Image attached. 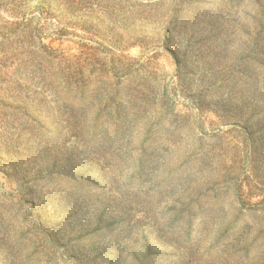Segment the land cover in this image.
Returning a JSON list of instances; mask_svg holds the SVG:
<instances>
[{
    "label": "rangeland",
    "instance_id": "obj_1",
    "mask_svg": "<svg viewBox=\"0 0 264 264\" xmlns=\"http://www.w3.org/2000/svg\"><path fill=\"white\" fill-rule=\"evenodd\" d=\"M47 3L0 0V264H264V0Z\"/></svg>",
    "mask_w": 264,
    "mask_h": 264
},
{
    "label": "trees",
    "instance_id": "obj_2",
    "mask_svg": "<svg viewBox=\"0 0 264 264\" xmlns=\"http://www.w3.org/2000/svg\"><path fill=\"white\" fill-rule=\"evenodd\" d=\"M52 2L57 5L58 10H53L52 5L47 3L39 6V11L37 12L39 20L38 23L33 17L30 19L28 30L29 37L32 40L38 39L40 29L44 28L46 24L55 25V31L59 35L68 33L69 29L77 28V26L81 27V30H84V32L91 34L92 32H96L98 28H100V25L98 24L102 22H110L111 24L117 22V18L119 16L118 13H121L125 18L126 16H129V19L133 20V22L143 20L149 21L146 23H151L150 16H154V7L158 8L157 3L154 5V0H139L138 3L134 2V0H52ZM139 10H141V12ZM81 12H85L86 16H84L82 25H79L76 20L78 18V13ZM42 20H45V23H43ZM112 29L113 28H111L109 31H111ZM147 37V35L141 36L136 32L130 33L125 37L123 46H134L142 42V40ZM99 38L102 37L99 36ZM99 38L98 40H101ZM110 38L106 43L109 44L112 49H115V47H113V45H111L110 43ZM148 38L154 39V36ZM39 41L42 45H44L41 39H39ZM142 43L147 44L148 42ZM48 49L52 50L51 47H48ZM253 188L255 189V191L252 192L250 190V196H252L253 194L264 196V188ZM236 197L237 199H239L240 195ZM241 203H243V201H241ZM250 204L251 205H244L243 203V206H249L251 208V211H253L254 213L264 211V199L257 203ZM243 206L241 205L242 211L243 209H245V207Z\"/></svg>",
    "mask_w": 264,
    "mask_h": 264
}]
</instances>
